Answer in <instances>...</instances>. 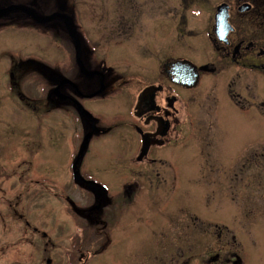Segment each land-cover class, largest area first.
Listing matches in <instances>:
<instances>
[{
	"label": "rangeland",
	"instance_id": "374dc122",
	"mask_svg": "<svg viewBox=\"0 0 264 264\" xmlns=\"http://www.w3.org/2000/svg\"><path fill=\"white\" fill-rule=\"evenodd\" d=\"M173 1L164 0V19L175 28ZM180 24L181 53L201 57L198 31L203 24L190 20L186 27ZM32 29L27 23L0 26L1 263L39 264L47 249L48 257L58 261L53 264H110L109 258L111 264H184L187 260L188 264H228L229 255H237L243 264H264V75L244 71L241 87L234 89L241 95L242 108L227 96L228 74L205 78L195 91H182L183 122L186 114L197 120L194 134H189L187 120L182 123L181 150L186 153L182 156L192 161L187 169L193 179L186 187L180 182V208L161 200L150 203V208L139 207L127 233L120 228L111 251L107 248L102 253L97 240H106V235H99L86 219L73 214L75 206L88 212L94 198L75 184L72 166L79 155L80 170L101 181L105 177L110 180L117 168L102 164L107 155L97 152L94 144L79 152L86 140L82 116L55 95L53 84L61 79L76 82L78 78L69 40L46 37ZM185 29H192L194 35L183 34ZM191 44H195L194 51L188 48ZM117 50L136 58L127 53L125 45ZM33 54L46 62H59L67 56L69 68L44 69V65L32 69L19 64L22 57ZM138 72L142 73V68L129 72L133 82L140 79ZM104 107L100 113L106 116L116 110L112 104ZM185 174L181 170V175ZM111 180L114 186L116 181ZM184 190L191 192V197L184 195ZM140 192L137 196L146 193L144 189ZM105 209L102 226L111 216L110 207ZM18 211L36 212L29 222L48 232L44 245L41 235L24 230L25 220L18 222L15 217ZM90 214V223L95 226L97 215ZM157 221H161L159 225Z\"/></svg>",
	"mask_w": 264,
	"mask_h": 264
},
{
	"label": "flooded vegetation",
	"instance_id": "af4514ba",
	"mask_svg": "<svg viewBox=\"0 0 264 264\" xmlns=\"http://www.w3.org/2000/svg\"><path fill=\"white\" fill-rule=\"evenodd\" d=\"M171 3L174 13L172 20L177 22L175 28L174 25L172 28L170 24H165L164 0H0V10L21 6L42 19L52 16L43 22L23 9H14L0 13L1 25L16 23L22 26L27 23L35 33L46 37L57 35L69 40L75 52L77 81L61 86L62 79L56 82L53 86L55 89L60 86L61 96L55 95L70 107L77 110L83 107L90 113L91 116H86L77 111L83 120L82 135L84 138L90 137L88 149L95 145L97 152L107 155L102 158V164L117 168L113 169L111 176L116 181L114 186L111 179L105 177L106 180L101 181L82 169L81 181H75L77 186L93 196L94 204L87 208L88 212L75 206L73 214L86 219L99 235L107 237L106 240H97L100 246L98 252L112 249L118 230L131 226L132 217L138 214L139 207L140 210L141 207L150 208V203L157 204L156 201L161 200L162 204L165 201L180 208L177 197L180 182L184 181L183 186L186 187L185 184L193 179L192 172L187 169L191 168L192 161L182 156L186 154L181 150L182 123L187 120L189 134H194L197 120L192 114H186L183 122L180 109L182 91H195L205 78L228 74L227 96L234 100L238 108H242L239 103L241 95L236 94L234 89L241 87L239 84L244 71L264 75V0H174ZM220 7L222 25L217 27ZM66 17L70 18L71 28L80 40L81 64L77 61L76 43ZM189 20L193 24H203L198 31L202 36V54L199 58L186 54L187 51L181 53L180 23L186 27ZM193 33L192 29L183 31L189 37ZM122 45L126 46L127 53L134 54L136 58H128L121 53L123 51L117 50ZM194 45H188V48L194 51ZM66 57L59 62L58 59L46 62L43 57L33 54L22 57L19 64L24 63L32 69L44 65V69L53 66L68 69L70 64ZM181 60L191 61L199 69V82L194 88L184 87L166 71L168 63ZM207 65H213L214 70H201ZM140 68L143 70L142 73L138 72L140 79L133 82L129 72H136ZM110 104L116 109L110 111V116L100 113L104 105ZM261 105L264 107V103ZM73 166L72 178L75 180L74 172L78 167ZM120 168L128 169L121 171ZM181 170L187 174L182 176ZM141 189L146 193L140 197L137 195ZM183 193L189 197L192 195L191 192L185 193V190ZM108 206L111 216L102 226L100 222L105 219V207ZM90 213L97 215L95 226L90 223ZM158 213L153 214L162 215ZM32 214L14 213L18 222H23L22 218L25 220V226H22L25 231L29 230L30 233V230H34V234L42 236L44 241L40 240L44 245L48 232L32 227L29 222ZM160 222L157 221V224ZM87 244L90 245V242ZM46 250L39 264L58 262L48 257ZM83 256L81 254L80 261ZM0 258L3 259V256ZM108 261L112 263L111 258ZM189 262L187 260L184 264ZM226 262L243 264L237 255H229Z\"/></svg>",
	"mask_w": 264,
	"mask_h": 264
},
{
	"label": "water",
	"instance_id": "95a60500",
	"mask_svg": "<svg viewBox=\"0 0 264 264\" xmlns=\"http://www.w3.org/2000/svg\"><path fill=\"white\" fill-rule=\"evenodd\" d=\"M14 9H20V10L23 9V10L27 11L28 13L34 15L33 13H31L30 11L24 9L21 6H15V7H11V8H8V9L0 10V13L6 12V11H9V10H14ZM221 11H222V7L219 8V14L217 16V27L222 25V17H221V13H220ZM35 17L39 21H43L44 22V21H47L48 19H50L52 16L49 17V18H46V19H42V18H39L37 16H35ZM65 19L67 20V23H68V26H69V30H70V34L73 37V39H75L74 41L76 43L77 61H78L79 64H81L80 50H79L80 49V40H79L75 30L73 28H71L70 18L66 17ZM166 67H167L166 71H167L168 75L171 78H173V80H175L176 82L180 83L184 87L193 88L194 86H196L198 84V81H199V70L196 67V65H194L192 62L187 61V60H181V61L168 63ZM201 70H206V71L207 70L208 71L211 70V71H213L214 67L210 66V65H207V66L202 67ZM60 83H61L60 84V86H61L64 83H71L72 84V81L69 80V79H64ZM60 86L56 87V89H55V93L58 96H61L60 92H59ZM78 108H79V110L81 112L85 113L86 116H91L90 113L88 111H86L83 107H78ZM88 139H89V136L86 137L84 146L81 149V151H84V149L87 147ZM79 160H80V156H78L77 161L75 163V166H77ZM75 178H76L77 181H81L82 177H81V174H80L79 171H75Z\"/></svg>",
	"mask_w": 264,
	"mask_h": 264
}]
</instances>
